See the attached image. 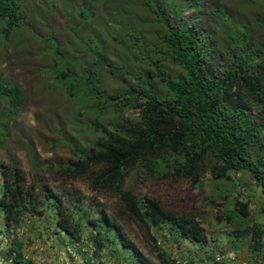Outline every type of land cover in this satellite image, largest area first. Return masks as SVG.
Listing matches in <instances>:
<instances>
[{
    "label": "trees",
    "instance_id": "16d2710c",
    "mask_svg": "<svg viewBox=\"0 0 264 264\" xmlns=\"http://www.w3.org/2000/svg\"><path fill=\"white\" fill-rule=\"evenodd\" d=\"M99 1L100 44L85 40L64 53L55 50L62 56L54 52L50 99L79 105L99 136L86 146L72 141V156L45 163L35 160L31 146L32 179L15 159L0 160V212L7 233L27 220L54 216L51 236L63 245L84 243L90 227L97 252L112 244V234L135 251L123 224H137L169 264L153 230L201 245L208 236L198 212L175 209L163 197L191 198L206 183L232 186L235 174L264 196V0ZM118 2L122 17L114 9ZM0 21L8 33L25 24L19 0H0ZM110 78L118 86L110 87ZM0 98L4 120L17 117L27 99L20 85L2 77ZM131 109L138 115H127ZM50 181L83 182L91 196ZM102 198L115 200L114 208ZM217 198L233 202L218 222L233 228L236 238L252 232L256 251L264 249L252 202L213 194L212 203ZM4 233L0 229V237ZM2 244L0 259L27 261L23 241Z\"/></svg>",
    "mask_w": 264,
    "mask_h": 264
},
{
    "label": "rangeland",
    "instance_id": "374dc122",
    "mask_svg": "<svg viewBox=\"0 0 264 264\" xmlns=\"http://www.w3.org/2000/svg\"><path fill=\"white\" fill-rule=\"evenodd\" d=\"M101 3L103 5L99 0H19L25 24L8 33L4 30L6 24L0 21V77L20 85L27 98L18 116L9 120L3 119L6 113L5 102L0 98V122H8H5L7 138L5 145L0 148V160L15 159L29 179H32L34 174L31 146L36 150L35 160L45 163L72 156V141L86 146L99 136L89 124L91 116L79 105L64 106V102L59 98L53 105L50 99L53 97L51 85L54 82V59L58 55L62 56V53L56 54L55 50L60 48V52H63L73 45L77 48L85 40L93 45L100 44L99 32L95 29H99L101 24ZM120 6L121 2L114 5L118 17L124 14ZM186 17L189 18L190 13H187ZM59 65L62 63H58ZM108 85L118 86L111 78ZM127 115L137 116L138 112L131 109ZM58 128L63 129L61 134ZM41 176L51 179L46 171H42ZM207 178L211 180L209 175ZM233 178L232 186L211 183L199 186L192 191L191 198L187 195L163 197L164 202L172 204L175 209L193 208L198 212L208 236V243L201 245L173 237L165 239L162 237L163 230H153L161 251L170 257L169 264H173L177 259L183 262L202 260L208 264H223L216 261L219 256L229 257L228 264H264V249L256 251L252 232L244 238H236L233 228L226 222L219 223L217 220L225 218V212L227 208H233V202L217 198V204H214L211 196H240L241 201L252 202V219L264 230V196L260 194V189L255 186L247 188L245 178L241 174H235ZM50 182L56 188H74L91 196L83 182L61 185ZM2 185L0 172V192ZM185 188L187 186H184ZM102 201L113 208L116 202L107 198H102ZM3 220V214L0 212V229L5 232L0 237L2 246L14 238L23 241L24 258L27 261L22 264H163L161 253L154 250L155 243L146 237L145 228L141 229L137 224H123L128 238L135 245V251L124 249L119 238L112 234V244L104 251L97 252L91 239L90 227L84 229V243L81 241L69 246L58 243L51 236L56 235L54 232L57 229L56 219L50 214L32 221L27 220L25 226L14 228L11 233L6 232L7 227ZM112 247L117 249L118 256L112 255ZM68 248H73V253H70ZM0 264L14 263L3 255Z\"/></svg>",
    "mask_w": 264,
    "mask_h": 264
},
{
    "label": "built area",
    "instance_id": "2783aa9c",
    "mask_svg": "<svg viewBox=\"0 0 264 264\" xmlns=\"http://www.w3.org/2000/svg\"><path fill=\"white\" fill-rule=\"evenodd\" d=\"M70 253H73L72 250L74 251L73 248H68ZM217 262H223V264H228V262H230V258L229 257H224V256H219L216 259ZM173 264H208L207 261H202V260H194V261H181L180 259H177L175 261L172 262Z\"/></svg>",
    "mask_w": 264,
    "mask_h": 264
},
{
    "label": "clouds",
    "instance_id": "9594fccd",
    "mask_svg": "<svg viewBox=\"0 0 264 264\" xmlns=\"http://www.w3.org/2000/svg\"><path fill=\"white\" fill-rule=\"evenodd\" d=\"M1 177H2V174H1Z\"/></svg>",
    "mask_w": 264,
    "mask_h": 264
}]
</instances>
